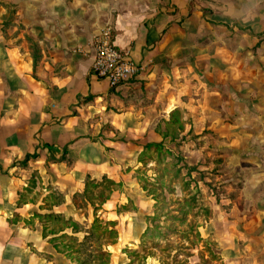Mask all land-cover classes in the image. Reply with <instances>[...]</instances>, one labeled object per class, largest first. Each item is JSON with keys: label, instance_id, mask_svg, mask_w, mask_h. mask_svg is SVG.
<instances>
[{"label": "crops", "instance_id": "obj_1", "mask_svg": "<svg viewBox=\"0 0 264 264\" xmlns=\"http://www.w3.org/2000/svg\"><path fill=\"white\" fill-rule=\"evenodd\" d=\"M105 32L137 67L116 86L92 74ZM188 130L222 190L204 236L225 264H264V0H0V264H72L34 213L86 227L87 178L114 185L101 216L142 199L145 145ZM139 201L112 219L109 264L140 240Z\"/></svg>", "mask_w": 264, "mask_h": 264}, {"label": "rangeland", "instance_id": "obj_2", "mask_svg": "<svg viewBox=\"0 0 264 264\" xmlns=\"http://www.w3.org/2000/svg\"><path fill=\"white\" fill-rule=\"evenodd\" d=\"M171 129L177 131L175 126ZM192 133L188 130L182 140L177 136L179 142L165 143L171 150L170 158L148 150L147 158L152 162L143 159L137 169L140 191L134 189V193H144V196L138 199L139 196L132 194L135 201L142 200L136 214L150 215L152 222L149 235L127 250L133 255L131 264H225L214 243L202 230L210 215L208 203L214 194L222 192L217 185L219 174L211 171V160L207 161V142L197 145ZM116 190H112L114 200L118 199ZM107 207L102 217L116 219L122 216L125 219L128 207L117 206L113 200ZM83 210L89 211L88 208ZM116 254L118 257L119 252Z\"/></svg>", "mask_w": 264, "mask_h": 264}, {"label": "trees", "instance_id": "obj_3", "mask_svg": "<svg viewBox=\"0 0 264 264\" xmlns=\"http://www.w3.org/2000/svg\"><path fill=\"white\" fill-rule=\"evenodd\" d=\"M149 149H152V152L156 153V155L160 154L169 158L172 156L171 150L165 149L162 143L145 145V152ZM112 184V181L108 179L95 182L87 178L83 191L73 196L75 205L81 210V214L89 215L91 218L86 227H83L84 225L81 226L77 221L71 218L62 217L61 214L53 212L44 214L34 213L33 216L37 218L41 224L43 237L49 235L50 243H52L72 264H109L111 252L107 247L116 242L118 231L115 227V220L103 219L101 215L103 212L102 205L107 199L109 187ZM58 196L57 194L54 195L56 199ZM132 202V200H128L126 209L127 207L128 210L135 209ZM184 203L185 205L189 204L188 200H185ZM88 207L89 211L85 213L83 209ZM144 218L146 226L140 239L148 236L151 229L152 218L150 215ZM64 228H70L72 232L82 231L85 234L81 240L67 233L57 235V233L64 230ZM197 236L200 237L199 232H197ZM127 250L128 249H125L123 251L128 257V262L125 264H131L133 262V255Z\"/></svg>", "mask_w": 264, "mask_h": 264}, {"label": "built area", "instance_id": "obj_4", "mask_svg": "<svg viewBox=\"0 0 264 264\" xmlns=\"http://www.w3.org/2000/svg\"><path fill=\"white\" fill-rule=\"evenodd\" d=\"M136 65L129 52L119 51L110 40L109 33L102 35L94 43L92 74L105 79L111 86L128 79L136 72Z\"/></svg>", "mask_w": 264, "mask_h": 264}]
</instances>
